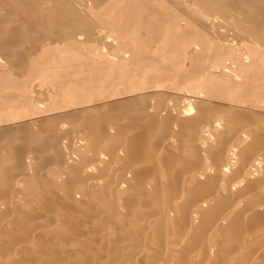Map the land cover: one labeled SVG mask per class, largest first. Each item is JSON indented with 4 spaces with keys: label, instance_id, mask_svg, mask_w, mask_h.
<instances>
[{
    "label": "bare ground",
    "instance_id": "1",
    "mask_svg": "<svg viewBox=\"0 0 264 264\" xmlns=\"http://www.w3.org/2000/svg\"><path fill=\"white\" fill-rule=\"evenodd\" d=\"M90 1L0 0L1 15L11 10L31 15H17L20 18L12 19L14 26H6L12 16L7 17L8 12L6 19L0 16V46H8L10 50L11 46L22 48L29 40L27 48L15 50L20 51L15 54L24 61L39 51L36 63L18 74L24 84L29 83L19 95L29 102L26 110L12 115L13 124L0 125V264H264V114L193 102L187 93L181 98L178 94V99H162L150 92L105 101L104 97L82 96L71 88L66 90L65 86L72 83L98 82L101 75L97 70L104 72L108 67H91L87 73V66V74L56 81L51 88L46 85L48 90L40 89L39 81L31 82L43 76V67L48 65L44 55L51 53V47L40 40L47 35L43 33L38 38L34 33L36 24L52 14L54 19L71 20L85 27L82 23L88 17ZM94 1L95 7L102 2ZM161 1L167 18L164 21L157 18V25L162 22L173 35L168 37L173 43L167 46L172 54L162 57L167 68L176 69L178 63L184 66V62L175 54L183 47L195 54L204 35L196 26L201 30L205 27L182 7L181 0ZM198 1L218 11L230 12L234 5L243 6L237 5L236 0ZM260 3L262 8L264 3ZM233 10L232 15L236 14ZM222 20L218 21L222 24ZM237 22L239 26L243 24ZM209 24L210 28L215 27ZM223 24L225 30L228 25ZM100 25L103 24L95 28L93 37L108 49L113 40ZM151 31L159 32L154 28ZM164 37L167 39V35ZM233 48L241 56L229 46L224 47L223 55L212 54L213 59L221 62L213 64L210 70L215 71L222 61L225 71L234 76L241 72L239 67L250 68L244 46L236 43ZM18 58L11 65L17 61L18 66ZM140 61L149 63L147 57H141ZM22 65L26 68V63ZM173 77L181 84L193 79L194 73L184 71L174 73ZM61 92L66 94L65 100L59 98Z\"/></svg>",
    "mask_w": 264,
    "mask_h": 264
},
{
    "label": "rangeland",
    "instance_id": "2",
    "mask_svg": "<svg viewBox=\"0 0 264 264\" xmlns=\"http://www.w3.org/2000/svg\"><path fill=\"white\" fill-rule=\"evenodd\" d=\"M96 1H99V0H96ZM101 1L103 3L100 2L101 4H99V7H95L94 4L92 5V3L95 2L94 0L90 1L91 4L90 3L88 4L89 9H88L87 13H89V14H88V17L84 18L85 22L82 23V26H85V27H80V25L78 23L74 24V22L72 23L71 20L69 22H64L62 19L61 20L54 19L52 14H49L51 16L50 18H48L46 16L44 19H42L43 22H42V20H40L39 24H36L35 27L33 26L34 29L36 30V31H34V33L38 34V35H36V36H38V38H39V35L41 37V35L44 36V34H45V36L46 35L50 36L54 40L52 41L51 38L49 37L50 38V40H49L50 42H49L47 40V39H49L47 36L42 37L45 40L40 38L43 45H47V46L51 47L50 48L51 53L48 52L46 55H44L43 60L46 61L48 65L43 67V71H42L43 76L37 78L38 80L33 79L31 81L32 83L33 82L37 83L39 81L41 83L39 88L42 90H43V88L48 90V88H51L52 83H55L56 81H60V80L64 81L65 79H69L70 77L74 78V76L81 77L85 73L87 66H88L87 73H89V71L92 70L94 67H98V68L108 67L107 70L104 72L97 70V73L101 75L98 77V79H100L98 82H94V80H91V81L85 80L82 83L81 82H79V83L77 82V84L72 83L69 86L68 85L65 86L66 90H68V89L70 90V88H71L77 95H82V96L87 95V96H91V97L92 96L104 97L105 101L112 100V99L118 100V99H122L124 97L125 98L130 97L132 94L133 95L134 94L142 95L141 93L144 94V93H150V92L156 94L158 97H161L162 99H167L170 97H173L174 99H178L179 97L181 98V97H186V96L189 97L190 96L189 98L193 102H197V101L199 102L200 101L199 103L210 105V106H213V105L214 106H223V105H225V106L245 109L248 111H254V112H257L259 114H264V51H263L264 50V32H263L264 29H262V28H264V14H262V13H264V6L261 8L262 5L260 3L261 1L264 3V0H246L249 3H247L244 0H239V1L236 0V4L237 3L243 4V6L246 8L245 9L242 5L241 6L244 9L242 7L240 8L238 6L235 7V5H234V7L232 9L235 8V10H237V11L233 10V12H236V14L237 15L239 14V15L237 16L236 14H234V13L233 14L236 15L237 17H234V15L231 14L232 13L231 8H230L231 9L230 12L229 11H221V10L218 11L214 7H212V8L206 7L203 4L204 3L203 1L181 0L183 3L182 7L184 9H187L189 12H191L192 15L194 16V18L198 17L197 18L198 22L203 24V26L205 27V28H203L204 30H201V28H199V26H196V27L198 28L197 29L198 32H200V33L204 32L203 34L205 36L203 35V38L200 41V44H202V45L200 46V49L197 50V52L195 54L192 52L190 53L189 52L190 50L187 49L188 47H183L182 50H180L179 52H177L175 54V57H177L179 60L182 59V62H184V66L181 63H178L179 67L176 66L177 67L176 69H179V70H177V71H176L175 67L167 68L165 62L163 61V57H162V56H164V57L168 56L167 53H169V55L172 54V53L167 51V46L169 47V43L170 44L173 43L172 40H169V38H168V37H173V35L171 32L167 31L168 29H166V27H164L165 24H163L162 22H158V25H157V18H159L158 21H160L161 19H162V21H164L167 18V16H166L167 12L165 9H163V7H162L163 5H162L161 0H155L158 2L154 1V3L152 2L153 0L152 1L148 0L149 2L147 0H138V1L137 0H118L117 3H114V1H110V0H105V1L101 0ZM109 1H110V3H108ZM144 1H145V3H144ZM132 2H134V3H132ZM142 3H144V5H141ZM259 3H260V5H259ZM106 5H109V6L106 7ZM139 5H141V6L139 7ZM134 6H135V8H133ZM159 6H160V8H159ZM109 7H110V9H108ZM136 7H138V8H136ZM146 7H148V8L150 7L151 10H149ZM215 7H216V5H215ZM117 9L119 11H117ZM152 9H154V10H152ZM238 9H239V13H238ZM242 9H243V11H242ZM142 11H144V12H142ZM148 11H150V13H148ZM7 12L8 11H5L4 13H2L4 15L0 14V16H2L4 18L6 17V15L8 13L9 14L7 17H10L9 15H12L10 17L11 19H7V20H9L8 22L6 20V22H7L6 26L7 25L9 26V24L14 26L12 24V22L14 23V20L12 21V19H15V17L17 15H19L20 17H24V16L31 17L29 12L23 13V11H18V10H11V12H8V13ZM14 12H15V14H14ZM17 12H18V14H17ZM145 13H147L148 15ZM245 13H246V16H245ZM249 13H251V14H249ZM108 14L112 15V16H109ZM138 14H140V16ZM142 14H143V17H141ZM152 14H153V16H152ZM107 15H108V17H106ZM13 16H14V18H13ZM19 16H17V19L20 18ZM32 16L35 17V16H37V14L32 15ZM254 16H255V20L253 19ZM110 17L111 18L114 17V18L111 19ZM150 17H152V21H151ZM155 17H156V19H154ZM214 17H215V19H214ZM239 17H241V18H239ZM256 17L259 18V21ZM247 18H250V19L248 20ZM234 19H236V21ZM44 20H45V22H44ZM148 20H150V21L148 22ZM218 20L219 21L222 20L221 21L222 24L224 23L223 27L225 26V24L229 26V27L227 26V28L225 27L226 31L222 30V27H221L222 24ZM92 21L93 22L95 21L94 22L95 24ZM216 21H218V22H216ZM251 21H252V23L254 21V23L252 24ZM96 22H98V24ZM106 22H108V23H106ZM153 22H155L156 24ZM236 22L237 23L242 22L243 24L241 25V23H240V26H239V24H236ZM101 23L103 25H100V26H102L103 29L107 33H110V38H111V40H113V44H112L113 46H111V44H110V46H108L109 47L108 49L105 48L106 46L103 47V45L101 44V43H103L102 41L97 40L96 37L95 38L93 37V36H95V34H94L96 31L95 28H97L98 25ZM112 23H113V26H112ZM209 23H211V25L213 23V25H215V27L211 26V28H210ZM244 23H245V25H244ZM254 24L256 27L254 26ZM153 25L156 27H153ZM194 25H196V24H194ZM12 26H10V27H12ZM144 26H145V28H144ZM51 28H53L54 31H51ZM137 28H139V30H141L140 31L141 34L139 33V30ZM151 28L156 29V32L159 31L158 34L152 33ZM256 28H257V30H256ZM131 30L135 31V33ZM194 30H196V29H194ZM44 31H47V32H44ZM237 31H239L241 34ZM113 32H114V34H113ZM162 32H163V35H162ZM46 33H49V34H46ZM143 33H144V35H143ZM207 33H209V34H207ZM235 33H237V34H235ZM212 34L215 35L214 38H213ZM127 35H128V37H127ZM166 35H167V39L164 37ZM251 35L253 36V38H251L252 37ZM131 36H133V38H131ZM134 36H136V37L134 38ZM239 36H241V37H239ZM73 38H74V40H73ZM75 38H78V39H75ZM233 39H235V40H233ZM96 40H97V42H96ZM122 40H123V42H122ZM254 40H255V42H254ZM83 41H84V43H83ZM118 41H119V43H118ZM228 41H229V43L227 44ZM231 41L232 42L234 41V42L232 43ZM28 42H30V41L28 40ZM28 42L24 44L25 46L23 45L24 48H27L29 46ZM116 42H117V44H116ZM132 42H134V44ZM159 42H160V45H159ZM174 43L177 44L175 41H174ZM236 43L243 45L244 49L249 54V61L246 63H250L249 64L250 68L247 69L243 66H242V68L239 67L238 70H241V72L245 71V73L243 74V73L238 71L237 72L238 75L234 76L231 71H229V70L225 71V67L222 65L223 64V61H222V64H220L219 67L215 70L216 72L211 71L210 69H212L211 67H213V64L218 65L217 62L218 63L221 62V60L217 61L216 59H213V58L223 55L224 54L223 53L224 47L229 46L230 48H232L233 51L237 52L238 50L233 48V44L235 45ZM255 43H256V45H255ZM94 44H96V45H94ZM132 44H133V46H132L133 48L131 47ZM136 44H138V45H136ZM141 44H142V46H140ZM143 44L147 50L144 48ZM214 45H216V46H214ZM68 46H69V48H67ZM128 46H129V48H128ZM208 46H209V48H208ZM1 47H5V48H3V50L5 49L4 50L5 55H4V52H3ZM84 47L86 49H84ZM151 47L154 48L153 51L151 50L152 49ZM156 47H157V49H156ZM0 48H1L0 51L2 50L0 52V54H2L1 55L2 57L0 56L1 57L0 58V63H1L0 64V66H1L0 67V97H1L0 98V125H6V124L8 125V124H13L15 121L13 119L15 117L12 115L19 114L22 112V110L25 111L26 110L25 107L29 104L28 101H25L24 98H21L19 96L22 93L23 89L25 88L24 86L26 84L28 85L29 83L24 84L22 77L18 76V74L26 72L28 69H30L31 64L36 63V62H34V60L39 58V56H38L39 51L37 53L30 54L29 60L27 61V59H26V61H24V60L20 59L21 57L18 58L19 54L16 55L20 51H18V52L16 51L17 53L15 52V50H17L18 48H19L18 50L22 49L21 46L18 47L17 49H15V46H14V48L11 46L12 50H10V47L3 46V45H1ZM63 48H64V50H63ZM139 48H144V49L139 50ZM252 48H253V50H252ZM6 49H7L8 53H6ZM57 49H58V52H57ZM96 49L100 50V51H97ZM209 49H211L212 51ZM104 51H107V52H104ZM124 51L125 52L127 51V53H125ZM108 52H111L114 56H112V54H109ZM149 52L150 53L152 52V53L150 54ZM188 52H189V54H187ZM84 53H86V54H84ZM213 53L214 54L216 53L215 57L212 55ZM99 54H100L101 58H100ZM124 54H127L129 56V58L127 55H124ZM70 55L71 56L75 55V56L71 57ZM84 55H86V56H84ZM95 55H98V56H95ZM238 55L241 56V52L238 51ZM111 56L114 58L112 59ZM258 56H259V58H257ZM130 57L133 59H131ZM141 57H143V58L147 57L149 63L141 62L142 61V60L140 61ZM14 58L15 59L18 58L19 60H21V61L18 60V64H19L18 66L19 67L21 66L22 70L18 66H16L17 61H15L16 63L14 62V64H13V65H15L14 67H13V65H11V61L15 60ZM89 58H90V60H89ZM93 58H95L94 61H93ZM107 58H109L110 60H108ZM136 58L137 59L140 58V59L137 60ZM104 59H105V61H104ZM82 60H83V62H81ZM114 60H116V61H114ZM130 60L133 62H131ZM5 61H6V63H5ZM23 61H24V63H26V68L22 67V66H24V65H22V64H24ZM77 61L79 62L80 65H82V67L78 64ZM88 61H90V62H88ZM125 61H126V63H124ZM136 61H137V63H136ZM19 62H21L22 64ZM114 62L117 64H115ZM71 63L73 64V66H71ZM193 65H195L194 68H192ZM45 67L47 70H45ZM91 67H93V68H91ZM132 67H134V68H132ZM14 68L17 69V71H19V72L15 71V72H17V73H15ZM89 68H91V69H89ZM255 69H256V71H255ZM258 69L262 72L258 71ZM184 71L194 73V77L190 81L181 82V84H180V82L178 83L177 79H174L173 76H174V73L178 74V73L184 72ZM233 72L236 73V70H234V68H233ZM87 73H85V74H87ZM103 73H106V74L102 75ZM208 74H209V76H208ZM130 75H134V76L131 79L126 78L127 76H130ZM140 75H141V77H140ZM45 76L47 78H45ZM210 76H212V77H210ZM106 77H107V79H106ZM237 77H239V78H237ZM235 78H237V80ZM251 78H252L253 82L251 81ZM121 79H122V81H121ZM224 79H225V81H224ZM136 81H138V82H136ZM194 81H196V83H194ZM217 81H219V82H217ZM191 82H193V83L191 84ZM197 82H198V84H197ZM9 83H12V86ZM86 83H87V85H86ZM46 85L48 86V88ZM119 85L121 86L122 90H121ZM140 85H142V86L139 87ZM163 85H164V87H163ZM134 88L136 91H134ZM171 88H172V90H171ZM175 88L178 90H176ZM10 90H12L13 92H10ZM17 90H18V92H17ZM119 90H120V92L121 91L122 92L120 93ZM5 91H7V92H5ZM14 91H16V92L14 93ZM19 91H21V92H19ZM198 92H201V94L200 93L198 94ZM184 93L185 94L187 93L186 96ZM178 94H179V97H178ZM202 95H204V96L201 97ZM209 95L211 97H209ZM252 95H254V97ZM58 96H59V98H62L63 100H65L67 97L66 94L63 92H61ZM116 97H118V98H116ZM194 97H196V98H194ZM204 98H205V100H203ZM251 99H252V101H250ZM195 100H197V101H195ZM227 102H228V104H227ZM256 102H259L260 105ZM235 104L237 106H235ZM17 120L18 119H16V121ZM20 121L21 120H19V122Z\"/></svg>",
    "mask_w": 264,
    "mask_h": 264
}]
</instances>
